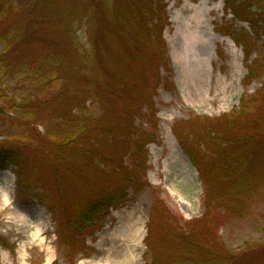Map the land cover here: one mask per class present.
I'll return each mask as SVG.
<instances>
[{
    "label": "rangeland",
    "instance_id": "374dc122",
    "mask_svg": "<svg viewBox=\"0 0 264 264\" xmlns=\"http://www.w3.org/2000/svg\"><path fill=\"white\" fill-rule=\"evenodd\" d=\"M224 2L211 0L206 4V0H164L157 4V9L162 7L159 16L163 24L161 34L165 46L156 45L160 50L154 74L157 70L159 81L156 82L152 77L157 84L152 93L153 105L136 111L132 127L134 135L121 136L119 142L111 138L110 143L101 142L98 146L100 153L113 155L122 145L121 166L124 169L132 166L131 157L136 153L139 157L135 159L137 165H140L145 153L144 184L131 186L129 198L124 205L116 210L110 209L108 216L94 222V227L78 234L67 228L79 210L74 199V187L66 184L68 202L59 203L56 198L58 183L52 178L51 167H48L50 164L33 154L27 144L24 145L23 153L31 157L30 161L37 167V183L20 186L14 168L0 170V173L5 174L4 178L0 176V185H9V203L6 206L0 203V264H111L109 252L117 245L115 238L127 232L126 227L134 218L138 220V251L130 260H119L117 264L150 263L151 256L145 244L150 218H154V222L151 221L153 231L149 236L151 245L164 255L160 253L161 258L156 257L157 264H174L175 249L171 242L168 243L166 236L169 234L163 225L164 217L171 223L172 228H169L185 231L186 224L204 214V199L210 187V182L203 183L202 174L183 152L181 141L186 139L189 144L198 147L201 142L198 136H207L205 132L212 131L215 137L224 139L223 126L218 119L239 110L240 100L254 94L264 83L263 74L260 80L245 85L247 68L244 51L233 39L235 34L238 36L242 33L254 42L248 61L250 63L256 59L261 60L260 55L264 57V35L254 38L246 23L236 21L226 11ZM185 3L195 8L210 9L216 6V11L209 13L206 24L208 37L212 40L204 47L193 44L181 29L186 14L180 12ZM86 5L87 0H0V9L5 8L0 14V30L11 26L16 33L25 29L28 32L29 41L24 42L26 46L13 54V65L19 66L32 58L34 66L38 68L42 65L41 71L48 76L59 75L58 72L62 75L65 71H83V61L90 50L89 28L80 21L70 29L67 26L70 20L63 15L65 9L81 15ZM177 17H181L178 22ZM54 44L61 45L66 52L59 53L52 47ZM163 48L165 59L161 62ZM3 49L4 43L0 40V52ZM192 54L206 61L211 79H223L229 85L227 92L218 95L213 102H200L193 91L187 90L184 71L189 66ZM58 61H61L63 67L57 65ZM32 76V82L26 80L25 74L5 79L0 94L4 93L8 98L23 96L24 90L29 87L33 90L35 87L33 83L36 80ZM55 88L53 85L52 89ZM0 105H3L2 100ZM86 105V112L91 115L97 113L98 108L91 105L90 101ZM116 109L122 111L118 106ZM262 111H255L256 116ZM10 116L14 117L13 114ZM196 117L200 120L196 121ZM49 124L45 120L38 126L41 134L46 132ZM20 135L21 130L17 129L15 123L9 119L0 120V139L11 138L14 142H20L23 139ZM4 146L9 148L11 144L5 143ZM200 156L206 169L214 166V154L205 153ZM106 165L107 169H120L118 165L107 162ZM257 167L261 168L263 164ZM102 168L106 170V167ZM185 168L189 172H185ZM104 180L100 186L105 189L121 187L116 177ZM48 197L51 199L50 204L45 200ZM48 204L53 207V211H50ZM156 206L159 209L161 207L165 214L161 212L162 215L158 216L156 211L152 213V208ZM235 206L237 211H216L215 214L219 215L217 235L228 250L238 253L242 264H264V188L251 199L243 196L242 201H237ZM30 234L38 236L31 239ZM67 250L71 253L68 257Z\"/></svg>",
    "mask_w": 264,
    "mask_h": 264
},
{
    "label": "trees",
    "instance_id": "16d2710c",
    "mask_svg": "<svg viewBox=\"0 0 264 264\" xmlns=\"http://www.w3.org/2000/svg\"><path fill=\"white\" fill-rule=\"evenodd\" d=\"M163 1L87 0L81 15L65 9L63 16L70 20L67 25L70 29L76 22L83 21L90 31V50L83 61L84 70L80 72L65 71L62 75L58 72L59 75L48 76L41 71L42 65L34 66L32 58L19 66L13 65L12 56L26 46L24 42L29 41L28 32L25 29L16 33L11 26L0 30V40L4 43L0 52V88L5 79L20 74H25L28 82L33 81L32 74L36 80L34 89L24 90L21 97L8 98L4 93L0 94L3 103L0 105V120L9 119L15 123L23 137L20 142L11 138L0 139V170L14 168L20 186L37 183V167L30 161L31 157L23 153L27 144L33 154L50 164L52 178L58 183L56 198L59 203L68 202L66 184L74 187V199L79 210L67 228L78 234L94 227V222L108 216L110 209L116 210L124 205L131 186L144 184L145 153L140 165H137L135 157L139 154L136 153L131 157L132 166L124 169L121 166L122 145L113 155L100 153L99 147L101 142L110 143L111 138L119 142L121 136L134 135L132 127L136 111L153 105L152 93L157 86L153 78L159 81L158 71L154 74L160 50L156 45L165 46L159 16L162 7L157 9L158 2L161 4ZM263 1L225 0L224 7L236 21L249 26L254 38H260L264 35ZM3 10L0 9V14ZM233 39L244 51L245 85L260 80L264 74V57L260 55L261 60L248 63L254 42L242 33L235 34ZM52 47L59 53L66 52L61 45ZM162 56L161 62L165 59V48ZM57 65L63 67L61 61ZM53 85L55 89H52ZM88 101L98 108L95 115L86 112ZM117 106L122 111H117ZM258 109L263 111L256 116ZM11 114L14 117L11 118ZM45 120L50 124L41 134L38 126ZM218 121L223 126L224 139L215 137L212 131L205 132L207 136H198L201 141L198 147L186 139L181 141L183 152L202 174L203 183L210 182V187L204 199V214L186 224L185 231L171 229V223L164 217L168 243L171 242L175 249L174 264H242L238 253L228 250L217 235L219 215L215 213L218 209L237 211V201H242L243 196L251 199L264 188V83L254 94L240 100L239 110L221 116ZM5 143L11 146L5 147ZM205 153L216 157L212 168L204 167L200 155ZM106 162L118 165L120 171L107 169ZM259 164L263 167H257ZM108 177H116L121 187L114 190L101 187L104 178ZM45 200L51 203L49 197ZM49 204L47 206L53 211ZM158 207H153L152 213L156 211L159 216L163 209ZM151 221L154 222V218L148 222L145 244L151 256L149 264H157L156 257L163 252L156 251L151 245ZM70 254L67 250L66 257Z\"/></svg>",
    "mask_w": 264,
    "mask_h": 264
},
{
    "label": "bare ground",
    "instance_id": "6f19581e",
    "mask_svg": "<svg viewBox=\"0 0 264 264\" xmlns=\"http://www.w3.org/2000/svg\"><path fill=\"white\" fill-rule=\"evenodd\" d=\"M186 1V0H185ZM211 0H206V4ZM216 11V6L210 9L206 8H195L184 4L181 9V14L186 16L182 23V31L187 34V37L195 45L206 46L212 40L208 37V31L206 24L208 22L207 17L209 13ZM181 20V17H177L176 22ZM230 42V41H229ZM228 42V43H229ZM233 56L236 54L232 51ZM188 61L189 66L185 68V76L187 77V90L193 91L195 97L200 102H213L217 99L218 95L225 94L228 90V83L223 79H211L210 75L206 69V61L197 55H191ZM172 153H174L172 151ZM185 172H189L185 168ZM0 176L4 178L5 174L0 173ZM9 185L8 183H3L0 185V203L3 206L9 203ZM138 220L133 219L130 224L127 225V232L123 236H117L115 238V243L117 244L113 250L109 252V262L111 264H117L119 260L126 261L130 260L132 256L138 251L139 242V231H138ZM38 234H30L31 239H35ZM120 263V262H119Z\"/></svg>",
    "mask_w": 264,
    "mask_h": 264
}]
</instances>
